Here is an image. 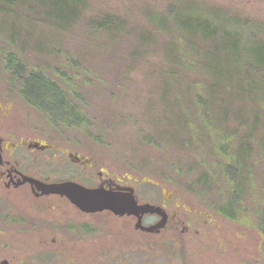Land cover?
Returning <instances> with one entry per match:
<instances>
[{
  "label": "rangeland",
  "instance_id": "1",
  "mask_svg": "<svg viewBox=\"0 0 264 264\" xmlns=\"http://www.w3.org/2000/svg\"><path fill=\"white\" fill-rule=\"evenodd\" d=\"M35 1L40 4L38 0ZM35 1H28L21 9L28 6L39 8ZM88 1L90 8L86 17L77 18L76 27L61 36L40 24L37 27L28 24L27 30L33 33L21 34L28 36L19 37L20 41L15 42V45L7 35H0V93L9 94L20 108L19 121H30L33 123L31 127H38L49 135L63 132V129L73 126L52 121L48 114L25 99L20 80L22 75L15 74L8 64V58L13 56V60L15 58L24 62L23 75L31 70L45 73L48 78L63 86V91L69 94L67 99L76 107L81 119L75 126L83 130L80 136L82 144L92 148V152L104 160V165L113 175L139 177L140 181L128 180V183L134 191L143 193L150 190L160 191L159 187L142 181L143 178L156 180L167 188L184 193L193 206L217 213L216 225L209 229V232L206 231L208 233L205 237L195 236V229L202 228L198 225L194 228L193 235L186 234L178 239L184 240L182 244L161 243L164 248L162 253L158 252L159 262H155L154 255L148 251L149 248H155L153 243H142L146 245L147 250L145 257L141 258V264H207L205 254L210 256V264H225L226 259L230 264H264V144L256 140L253 142V159L250 163L253 164L254 177L246 180L247 189L244 197L239 199L233 209L234 218L223 216L217 208L229 200V185L223 176H217L216 179L212 176L220 164L233 162L227 160L221 163V154L218 149V153L213 150L215 145H211V141L204 145L189 146L181 142L185 140V136H175V139L172 135L173 129H163L166 124L161 115L170 117L163 111H170L173 102H161V88L163 93L168 90L161 85L158 72H154V69L161 66L159 57L149 51V61L140 63L131 56L137 43V32L140 29H153L149 22L150 14L155 13L154 17L157 14H166L171 3L189 2L195 6L222 10L236 21H247L249 25L262 28L264 0ZM106 11L126 19L129 25L127 35L121 33L110 39L104 33L92 31L87 27L91 16ZM0 18L17 23L26 20L18 13L0 15ZM257 34L264 39L263 28L258 29ZM54 35L59 36L55 39L58 40L57 51L61 53V58L56 59L48 49L53 46ZM36 44H41L43 51L38 50ZM66 55H71L72 62L78 64H58ZM52 61L56 67L59 66L58 71L61 77H66L65 79L57 76V72L54 73L50 64ZM47 65L51 72L46 70ZM85 77L88 79L85 80ZM64 84H71L73 87L67 90ZM178 94L176 84L173 94L168 98V93L167 98L172 100ZM78 96L79 98L75 99ZM185 131L188 136L193 132L192 129ZM219 131L221 130H218L217 134ZM84 133H89V137ZM215 144H218V139ZM204 172L208 174L209 179L206 185L198 183L199 176ZM178 234L180 230L176 232V235ZM223 245L228 248L226 256H223L225 254L221 251ZM186 247H190L187 253L183 252ZM194 250L200 251L197 253L198 257L194 254L190 256ZM181 257L185 258L184 261Z\"/></svg>",
  "mask_w": 264,
  "mask_h": 264
},
{
  "label": "trees",
  "instance_id": "2",
  "mask_svg": "<svg viewBox=\"0 0 264 264\" xmlns=\"http://www.w3.org/2000/svg\"><path fill=\"white\" fill-rule=\"evenodd\" d=\"M28 1L0 0V15L18 13L26 19L17 23L0 18V35H7L14 45L20 41L19 37L28 36L21 34L33 33L27 30L28 24L34 27L40 24L61 36L75 28L77 18H85L90 8L88 0H38L40 4L33 0L41 9L34 6L21 9ZM186 3H171L164 15L156 13L158 16L154 17L155 13H151L149 22L153 29L137 32V43L131 56L140 63L149 61L150 52L159 57L161 66L154 72H158L161 85L168 90L163 93L161 88V102H173L170 111H163L170 117L161 115L166 124L163 129H173V138L185 136L181 142L189 146L211 141V145H215L213 150L217 152L218 149L221 154V163L233 162L220 164L212 176L215 179L223 176L229 185V200L217 210L232 219L235 216L233 209L245 195L246 180L254 177L250 163L253 142L264 144V39L257 36V30L264 27L236 21L222 10ZM128 26L126 19L107 11L93 15L87 21L90 30L104 33L110 39L121 33L127 35ZM57 43L56 39L52 43L56 49L48 48L55 59L61 58ZM44 46L46 48L45 42ZM36 47L44 49L41 44ZM70 56L66 55L58 64H78L72 62ZM12 57L8 58V64L16 75H22L25 99L48 114L52 121L75 127L81 118L73 102L67 99L69 94L63 91V86L39 70L23 75L24 62ZM50 64L57 76L66 78L61 77L54 61ZM48 65L46 70L51 72ZM176 84L179 94L169 100ZM64 87L68 90L73 86L64 84ZM187 129L193 130L190 136ZM218 130H221L219 134ZM217 139L218 144H215ZM208 180V174L204 172L198 183L206 185Z\"/></svg>",
  "mask_w": 264,
  "mask_h": 264
},
{
  "label": "flooded vegetation",
  "instance_id": "3",
  "mask_svg": "<svg viewBox=\"0 0 264 264\" xmlns=\"http://www.w3.org/2000/svg\"><path fill=\"white\" fill-rule=\"evenodd\" d=\"M18 116L20 108L11 96L0 93V264H141L147 250L142 243H153L155 248L148 251L159 262L163 243L182 244L184 240L178 239L193 235L198 225L202 228L195 229V236L205 237L216 225V212L193 206L184 193L149 178L142 181L160 191H134V195L139 205L156 208L139 214L86 211L66 195L45 190V185L67 181L117 189L140 178L113 175L104 160L82 144V128L49 135L31 127L30 121H19ZM157 225L163 227L145 229ZM221 251L226 256L228 248L223 245ZM197 253L190 256L198 257ZM204 258L211 263L210 256ZM225 264L230 261L226 259Z\"/></svg>",
  "mask_w": 264,
  "mask_h": 264
},
{
  "label": "water",
  "instance_id": "4",
  "mask_svg": "<svg viewBox=\"0 0 264 264\" xmlns=\"http://www.w3.org/2000/svg\"><path fill=\"white\" fill-rule=\"evenodd\" d=\"M45 190L66 195L75 205L86 211L110 210L116 214H139L153 212L155 206L149 203L139 205L132 187L110 189L99 186L88 188L79 183L67 181L60 184L45 185ZM162 225L145 228L159 231Z\"/></svg>",
  "mask_w": 264,
  "mask_h": 264
}]
</instances>
